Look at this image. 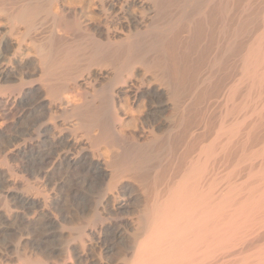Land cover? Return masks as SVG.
<instances>
[{
    "label": "bare ground",
    "instance_id": "obj_1",
    "mask_svg": "<svg viewBox=\"0 0 264 264\" xmlns=\"http://www.w3.org/2000/svg\"><path fill=\"white\" fill-rule=\"evenodd\" d=\"M0 234V264H264V0H0Z\"/></svg>",
    "mask_w": 264,
    "mask_h": 264
},
{
    "label": "rangeland",
    "instance_id": "obj_2",
    "mask_svg": "<svg viewBox=\"0 0 264 264\" xmlns=\"http://www.w3.org/2000/svg\"><path fill=\"white\" fill-rule=\"evenodd\" d=\"M84 16H85V18L87 19V18H91V19H95L96 18V14H84ZM2 236V237H1ZM10 236H11V234H10ZM6 237V238H5ZM7 237H9V235H2V234H0V248H1V250H0V252L1 251H3L2 253H5V254H7V256L8 255H10L11 257L13 256V249H11V247L13 248V245L15 246V243L16 242H13L14 240L15 241H18L17 239H12L13 237H9V238H7ZM3 238V239H2ZM13 244H12V243ZM11 245V246H10ZM6 247V249H4ZM5 250V251H4ZM12 252V253H11ZM118 258V259H117ZM120 259H121V256H119V257H115L114 258V263H118L119 261H120ZM60 263V262H59ZM60 264H62V262L60 263Z\"/></svg>",
    "mask_w": 264,
    "mask_h": 264
}]
</instances>
